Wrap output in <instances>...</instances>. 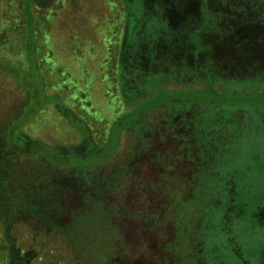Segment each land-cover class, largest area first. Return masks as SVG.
Masks as SVG:
<instances>
[{
    "label": "rangeland",
    "instance_id": "rangeland-1",
    "mask_svg": "<svg viewBox=\"0 0 264 264\" xmlns=\"http://www.w3.org/2000/svg\"><path fill=\"white\" fill-rule=\"evenodd\" d=\"M3 1L0 171L33 167L67 211L33 201L0 264H264V0Z\"/></svg>",
    "mask_w": 264,
    "mask_h": 264
},
{
    "label": "trees",
    "instance_id": "trees-1",
    "mask_svg": "<svg viewBox=\"0 0 264 264\" xmlns=\"http://www.w3.org/2000/svg\"><path fill=\"white\" fill-rule=\"evenodd\" d=\"M32 5L41 7L42 0H24L22 7L23 9L26 10V8L31 7ZM6 7L7 5L4 4V1L0 0V24L4 23V16H2L1 13L2 12L5 13L8 10ZM28 52H29L28 57L30 59L31 52H32V49L30 46L28 47ZM23 73H24L23 75L25 74L29 75V73H26V72H23ZM25 79L28 82L32 81L31 78H29L28 80L25 77ZM46 92H47L46 95L51 96L49 95L47 89H46ZM41 98L44 99V96ZM84 98H86V96ZM208 99L210 101L213 100V101H223V102H235L236 101V100H232L229 98L222 99L216 95H209ZM58 100H59L57 101L58 103H55L57 110L65 116L70 126L73 127L80 134V136H82V138L86 137V135L90 131V127L86 123V121L84 119H82L81 123L75 121L73 115L70 114L71 111L69 110L67 104H65L64 99L60 98ZM165 101L160 100L159 96L153 97L149 99L148 101H145L142 105L134 108L130 114L127 113L126 115L122 116L120 120L114 123L112 127V131H111V138H110L112 142L114 141V146H116L115 143L118 140L119 133L121 134L126 128L132 125L134 123L133 122L134 120L137 121L138 119H141L142 115L148 112L150 109L154 108L156 104H159ZM121 102L123 104L122 98H121ZM124 106L121 105V108L126 110V107ZM54 153H55L54 150L52 151L50 150L47 154L48 158L50 159L49 160L50 163L57 164V163L63 162V159L60 161L59 157H56V154ZM114 153L115 152L112 151L108 155L113 156ZM104 156L95 155V158L98 161H101V158H104ZM70 161L74 164H79V165L84 164L85 162V160L81 158L72 159ZM6 171L9 173L7 174ZM33 172H35L33 167H27L26 165L17 163V161L13 165H8L4 170L0 171V205H2L0 206V228L2 232L6 231L8 223L11 224L15 218H19V217L22 218V216L29 214V213H22L24 210H30L34 208L35 210L36 209L41 210L38 206H36L33 203V201H37L38 199H45V204L42 210L44 215L46 213L47 214L53 213L55 218L59 219L60 217H62V213L67 211V209L64 207V202L61 199V193L59 190L61 189L60 188L61 185L51 184L49 182L50 179H47V178L45 179L43 175L38 176L37 174ZM38 172L41 174V171H38ZM2 174H5V175L2 176ZM69 211L71 214L75 213V210L72 211L69 209ZM217 217H219V215ZM214 219L217 220L216 217ZM42 221L46 222V220H44V217L42 218ZM49 221L51 222V220ZM219 221H220V218H219Z\"/></svg>",
    "mask_w": 264,
    "mask_h": 264
}]
</instances>
